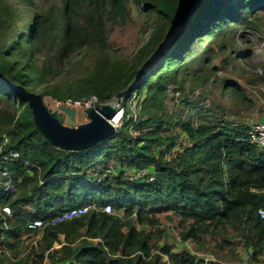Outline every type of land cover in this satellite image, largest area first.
Wrapping results in <instances>:
<instances>
[{
    "label": "trees",
    "instance_id": "1",
    "mask_svg": "<svg viewBox=\"0 0 264 264\" xmlns=\"http://www.w3.org/2000/svg\"><path fill=\"white\" fill-rule=\"evenodd\" d=\"M132 5L147 17V37L134 55L119 56L108 31L131 21ZM263 10L264 0H60L45 8L0 0V73L27 91L56 101L94 97L99 108L150 59L121 100L122 127L82 151L53 146L27 101L0 81V143L7 136L3 153L18 152L0 154L17 186L0 189V264H215L177 250L162 220H175L179 240L198 250L233 259L241 244L259 261L264 147L249 142L246 122L226 119L253 103L219 73L251 57L247 32L259 31ZM245 80L264 84L257 74ZM214 89L236 102L210 99ZM133 93H144L136 116L126 106ZM83 205L93 207L53 223ZM34 221L41 225L30 228Z\"/></svg>",
    "mask_w": 264,
    "mask_h": 264
},
{
    "label": "rangeland",
    "instance_id": "2",
    "mask_svg": "<svg viewBox=\"0 0 264 264\" xmlns=\"http://www.w3.org/2000/svg\"><path fill=\"white\" fill-rule=\"evenodd\" d=\"M36 6L39 8H45L51 2H59L60 0H31ZM198 1V0H197ZM197 4V2H196ZM23 9V8H22ZM196 6H194L190 15L195 12ZM27 12L22 10V16L25 17ZM259 31L247 32V35L252 40V55L249 59L239 60L238 65L233 68L229 67L227 71H221L219 76L230 77L232 80L239 83L246 91V95L252 101L253 105L248 108H243L239 106V116L230 115L226 113V119L231 121L233 124L246 122L249 124L250 122H256L264 118V84L255 83L253 85H249L246 83L245 78L254 74L260 77L264 76V46L261 45L264 41V10L259 13ZM146 19L147 17L141 14L139 8L136 5H132V18L131 21L125 24L124 26H115L108 31V43L110 48L116 52V55L119 56H127L131 57L137 51V49L144 43L147 37V28L146 27ZM237 35L241 34V30L236 31ZM168 38V37H167ZM165 40L163 43L166 47ZM261 45V47H260ZM239 52L243 50L245 46L241 43L239 45ZM257 50H259L257 52ZM156 56V55H155ZM155 56H150L153 60ZM91 57L88 56L85 61V65L90 64ZM220 57L216 60L215 64H219ZM67 78L69 76H66ZM55 79L47 78L48 83H52ZM200 89H195V93H199ZM144 97V93L140 95L135 93L130 96L129 99L126 100V106L131 109L133 115H137L138 104ZM210 99L219 100L223 105L230 107L233 105L236 100L227 93H223L220 90H212V94H209ZM43 102L47 106L49 110L57 109L59 104H64V101H56L52 99L50 96L44 95ZM114 103V100H111ZM84 106L77 105L76 111V119L75 124H80L88 121V117L83 112ZM228 110V109H227ZM113 123L116 125V129H120L122 127V114L121 116H116L113 120ZM177 225L176 221H165L162 220L161 226L167 227L170 235H172V240L177 245V250L185 247L192 253H195L197 256L202 258L204 262L212 261L215 264H264V254L260 256V260L257 262H251L249 260V250L239 244L236 247L233 259L230 256L229 258H220L214 253L208 252L206 250H198L197 246L192 242H182L179 240V236L177 235ZM227 254L230 251L226 252Z\"/></svg>",
    "mask_w": 264,
    "mask_h": 264
},
{
    "label": "water",
    "instance_id": "3",
    "mask_svg": "<svg viewBox=\"0 0 264 264\" xmlns=\"http://www.w3.org/2000/svg\"><path fill=\"white\" fill-rule=\"evenodd\" d=\"M186 20L174 30L180 29ZM171 36L172 35H170L168 39H170ZM157 52L158 50L155 53ZM149 62L150 59H147L138 69L132 83L139 79L140 75L144 72L145 66L149 64ZM0 81L15 95L27 101L36 129L40 131L53 146L67 151L86 150L101 141L113 137L117 129L112 123V119L119 112L121 100L126 98L132 90L131 83L125 89L114 95V103L108 101L101 104L99 108H95L93 104L89 107H85L83 112L88 117V121L75 124L77 111L75 107L59 104L57 109L49 110L43 102V96L39 93L27 91L22 85L11 82L1 73Z\"/></svg>",
    "mask_w": 264,
    "mask_h": 264
},
{
    "label": "built area",
    "instance_id": "4",
    "mask_svg": "<svg viewBox=\"0 0 264 264\" xmlns=\"http://www.w3.org/2000/svg\"><path fill=\"white\" fill-rule=\"evenodd\" d=\"M261 45L264 46V41L263 43H261ZM258 51L259 50H257V52ZM134 94L135 93H133L132 95ZM91 104H93V106L96 108V99L94 97H92L91 99H83V100L67 99L64 101V105L68 107H75V108H77V105L89 107ZM118 113H119V116L123 114V107L120 104H119ZM248 125L250 127L249 133H248L249 142L257 145L259 148L264 147V118L256 122H250ZM8 141H9V138L7 136H4L2 143H0V154H2L1 156L2 160H9V159L11 160V159H16L18 157V152L16 151H11L9 153H3L4 146L8 143ZM0 189L5 193H15L17 191V186L14 181V177H13L11 170L8 167L2 166V165H0ZM92 207H93L92 205H83V206L73 208L69 211L62 213L58 217H56L53 220V223H58L60 221L69 220V219H72L73 217L83 215L87 213L88 210L91 209ZM1 210L6 214H10V207L7 205L3 206ZM110 210L111 209L109 205L105 206L104 211L110 212ZM259 215L261 218H264V209L259 210ZM40 225H41V221H34L28 226L30 228H34L35 226H40Z\"/></svg>",
    "mask_w": 264,
    "mask_h": 264
},
{
    "label": "bare ground",
    "instance_id": "5",
    "mask_svg": "<svg viewBox=\"0 0 264 264\" xmlns=\"http://www.w3.org/2000/svg\"><path fill=\"white\" fill-rule=\"evenodd\" d=\"M119 115V113L116 115V116H118ZM116 116L112 119V123H113V120L116 118ZM114 124V123H113ZM115 125V124H114Z\"/></svg>",
    "mask_w": 264,
    "mask_h": 264
}]
</instances>
